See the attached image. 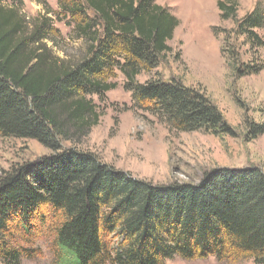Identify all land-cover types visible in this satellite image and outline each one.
I'll return each instance as SVG.
<instances>
[{
	"label": "trees",
	"instance_id": "1",
	"mask_svg": "<svg viewBox=\"0 0 264 264\" xmlns=\"http://www.w3.org/2000/svg\"><path fill=\"white\" fill-rule=\"evenodd\" d=\"M62 19L85 44L74 63H60L42 49L46 38L16 6L0 0V136L36 140L51 154L0 176V259L21 264L11 228L30 234L33 224L54 221L52 235L73 264H165L214 257L264 264V172L216 168L197 183L153 184L78 148L101 113L89 95L116 87L119 71L135 105L172 130L234 135L204 91L179 79L136 77L156 69L170 52L179 20L156 0H57ZM221 21H232L223 55L237 77L257 74L263 62L241 60L240 49L258 55L264 40L261 4L238 18V0L216 3ZM51 29V28H50ZM228 47V48H227ZM264 124L249 126L252 138ZM69 143L65 147L63 144Z\"/></svg>",
	"mask_w": 264,
	"mask_h": 264
},
{
	"label": "rangeland",
	"instance_id": "2",
	"mask_svg": "<svg viewBox=\"0 0 264 264\" xmlns=\"http://www.w3.org/2000/svg\"><path fill=\"white\" fill-rule=\"evenodd\" d=\"M219 0H156L179 20L171 48L158 67L136 77L139 83L156 77L179 79L184 85L199 88L234 129V135H212L203 131L181 132L170 129L157 115L138 108L131 93L124 89L119 71L107 79L116 87L103 96L89 95L101 113L82 141L81 150L95 153L101 162L153 184L197 183L205 171L216 168H257L264 172V132L255 138L249 126L264 124V51L249 53L240 49L241 60L263 62L257 74L237 77L229 67L222 49L237 47L240 38H230L232 21H221L216 3ZM237 17L253 11L264 0H238ZM16 6L27 22L28 32L36 25L46 38L43 51L60 63H74L85 53V44L76 39L72 27L59 13L57 0H2ZM51 28V29H50ZM256 32L264 40V28ZM227 47V48H228ZM65 147L69 143L63 144ZM51 150L36 140L0 136V176L25 162L50 155ZM43 226L33 224L31 233L11 228L10 242L21 250V264H73L52 235L54 221L49 217ZM0 264L5 261L0 259ZM165 264H253L251 259L218 261L214 257L183 260L174 257Z\"/></svg>",
	"mask_w": 264,
	"mask_h": 264
}]
</instances>
